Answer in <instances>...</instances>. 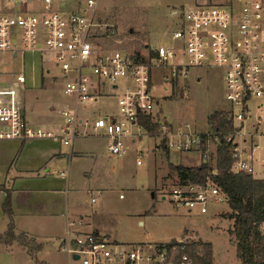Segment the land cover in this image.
Masks as SVG:
<instances>
[{"label":"built area","instance_id":"1","mask_svg":"<svg viewBox=\"0 0 264 264\" xmlns=\"http://www.w3.org/2000/svg\"><path fill=\"white\" fill-rule=\"evenodd\" d=\"M98 10L99 0H0V54L23 58L26 53H38L44 63L52 61L61 73L63 96L73 99L76 105L95 103L107 96L117 98V113L112 116L82 122L75 109L65 106L59 111L63 119L60 129L39 128L26 119L23 71L10 74L9 79L0 82V141L51 139L70 146L78 136V127H85L92 136L108 140L109 158H119L127 153V141L134 143L153 136L160 138L167 151L197 154L211 168L204 183L178 181L162 196L164 200L188 214L199 215L207 214L210 206L227 203V197L212 180L217 174L216 149L212 147L219 144V135L209 124L207 129L192 131L188 125L171 128L155 120L153 72L165 71L161 76L165 91L191 69L216 68L221 72L223 97L229 105L227 117L232 124V132L224 135L230 144V172L255 177L259 145L253 144V137L263 134L247 129L264 124V0H225L181 7L172 13L177 23L166 33L167 42L149 48L145 59L104 47L117 29L103 22ZM45 72L48 75L49 68ZM145 116L150 118L153 132L140 123ZM56 174L66 177L64 172ZM86 193L95 203L94 192ZM81 226L80 220L69 221L60 239L61 250L71 261L192 264L177 245L169 242L158 247H131L98 232L82 231ZM259 231L264 235V222L259 224ZM187 238L177 240V244H190Z\"/></svg>","mask_w":264,"mask_h":264},{"label":"rangeland","instance_id":"2","mask_svg":"<svg viewBox=\"0 0 264 264\" xmlns=\"http://www.w3.org/2000/svg\"><path fill=\"white\" fill-rule=\"evenodd\" d=\"M224 1L99 0V18L117 29L114 37L101 42L103 44L105 41L104 47L107 49L122 50L145 59L149 48L167 42L166 33L172 31L177 23V19L172 16L174 11L197 3L219 4ZM21 68H24L23 75L26 80L22 104L26 119L31 125L45 129L61 128L63 119L59 111L65 106L70 110L75 109L76 116L82 122L89 123L98 117L117 113V98L114 96L79 105L73 99L63 96V80L59 69L52 61L44 63L40 54L26 53L22 62L19 58L11 60L8 53L0 54L1 74L14 71L19 73ZM46 68L51 69L49 75L45 73ZM163 73L165 71L162 69L153 72V112L158 122L171 128H184L188 125L193 131L207 129L210 116L216 112L228 114L229 105L223 97V82L218 69H191L185 77L173 82L172 88L166 91L161 78ZM262 102L264 103V99ZM252 104L255 105L254 102ZM247 132L263 134L254 136L253 144L259 145L255 154V177L264 179V124L255 128L248 127ZM78 134L71 146H63L51 139L32 140L35 142L32 147L44 146L45 149H52L56 156L59 155L34 157L33 162L31 156H35L34 151L29 149L22 156L24 146L17 141L20 146L13 154L12 164H9L12 169L17 166L18 171H29L24 177L37 178L36 182H44L50 190L61 191L55 196V214H40L42 219H36L37 232L33 236L36 242L33 241L32 244L29 240L30 246L25 247L40 262L35 263L34 259L28 257L25 260L17 259V264H80L71 261L60 247V238L63 236L61 215L63 213L64 216L67 212L70 218L68 221L82 222L80 230L98 232L122 245L133 247L145 244L158 247L171 240L188 237L187 242L210 243L215 264H241L236 257L235 240L229 233L232 222L225 217L229 212L227 203L210 206L207 214L199 215L177 209L168 199L162 198L178 183L176 173L169 165L198 166L202 163L199 155L167 151L166 156L161 148L160 138L144 136L134 143L126 140V155L109 158L106 138L94 137L88 129L83 128L78 130ZM216 145H213V150L217 148ZM137 155L140 156V166L136 164ZM4 170L6 173L7 169ZM59 172H67L66 182L56 177ZM37 175L39 176L36 177ZM11 177L8 175L6 180L10 181L12 188L14 179L10 180ZM87 190L94 192L95 203H91ZM5 199L6 193L2 204ZM47 199L46 195L34 196L38 203ZM10 204L13 217L11 192ZM196 235L199 238L194 237ZM34 245L41 249L35 251Z\"/></svg>","mask_w":264,"mask_h":264},{"label":"trees","instance_id":"3","mask_svg":"<svg viewBox=\"0 0 264 264\" xmlns=\"http://www.w3.org/2000/svg\"><path fill=\"white\" fill-rule=\"evenodd\" d=\"M140 123L149 132H153V125L148 116L142 117ZM209 125L219 135V144L216 148L217 174L212 180L227 197L229 212L225 217L232 222L229 233L235 240L236 257L242 264H264V235L259 231V224L264 222V179H254L251 175L230 172L232 165L230 144L225 142L224 135L232 132V124L225 113H214L210 116ZM161 148L168 156L163 143ZM169 167L176 173L180 183L188 181L202 184L210 176L211 171V168L204 163L194 167L170 164ZM4 192L6 199L2 204V212L8 217L9 223L6 232L0 235V244L10 246L17 241L19 245L29 247V240L24 235H15L10 191L4 190ZM169 245H177L179 252L186 254L192 260V264H213L210 243L192 242L180 246L177 241L171 240ZM34 246L35 251L41 249L38 245Z\"/></svg>","mask_w":264,"mask_h":264},{"label":"crops","instance_id":"4","mask_svg":"<svg viewBox=\"0 0 264 264\" xmlns=\"http://www.w3.org/2000/svg\"><path fill=\"white\" fill-rule=\"evenodd\" d=\"M11 60H16L19 58L22 62V58L20 57H11ZM24 66V65H22ZM22 69V68H21ZM24 68L21 70L23 71ZM51 72V69L49 68V74ZM17 73V71H14L12 73H0V82H3L7 79H9V75ZM46 73V72H45ZM48 74V75H49ZM22 103H23V95H22ZM33 125V124H32ZM37 126V125H34ZM49 127V126H47ZM50 128V127H49ZM88 129L91 135V130L89 128L85 127H78V129ZM57 129V128H56ZM79 136V134H78ZM77 136V137H78ZM55 141V140H54ZM59 142V141H58ZM73 142V141H72ZM33 141H27L22 142L21 146L23 147V155L27 154V151L30 149L31 152L34 151L35 156L32 155L31 162L35 160V158H41L43 156L45 157H54L56 156V153L52 149H45L44 146L38 145V148H34ZM61 144V142H59ZM63 145V144H61ZM72 145V143H71ZM70 145V146H71ZM20 146V143L17 141H0V235H3L8 227L9 219L8 217L2 212L1 204L4 197V190H9L12 193V200H13V221H14V232L16 236L24 235L27 240L35 241V238L33 236H36V230H35V223L36 219H42L41 213H47V214H55L56 210V204H55V196L58 193H61V191L58 190H50L46 184H43L44 182H36L37 178H31L28 179L24 176L29 174V171H18L19 167L15 166L12 169L13 162V154L15 153L16 149ZM64 146V145H63ZM31 154V153H30ZM28 154V155H30ZM28 155L26 157H28ZM57 155L56 157H58ZM21 157V155H20ZM35 157V158H34ZM20 159V158H19ZM7 169L6 173L4 169ZM10 170H9V169ZM66 174L65 178H59L63 182H66L67 180V172H64ZM12 174V175H11ZM38 174V173H37ZM8 175L12 176L10 180L13 178V187L11 188L10 181H7ZM37 175L36 177H38ZM35 179V180H33ZM256 179V177H254ZM16 184H18L16 186ZM66 184V183H65ZM64 184V185H65ZM35 195H46L48 199L46 201H42L40 203L36 202L34 200ZM57 197V196H56ZM63 217L62 221V227H63V234L65 232V228L67 227V223L69 215L68 212L63 216V213L61 215ZM199 238L197 235L194 236ZM62 238V237H61ZM60 238V239H61ZM175 240V239H174ZM179 240V239H178ZM205 242V241H204ZM15 250V251H14ZM36 254V253H34ZM18 255V256H17ZM20 257V258H18ZM31 258L35 260L36 262H40L35 259V257L27 251V249L21 245L17 241H14L10 246H5L3 244H0V264H17L18 260H25L26 258ZM239 260V259H238ZM241 262V261H240ZM47 264V263H46ZM213 264H215V258L213 256ZM242 264V263H241Z\"/></svg>","mask_w":264,"mask_h":264},{"label":"water","instance_id":"5","mask_svg":"<svg viewBox=\"0 0 264 264\" xmlns=\"http://www.w3.org/2000/svg\"><path fill=\"white\" fill-rule=\"evenodd\" d=\"M152 196H153V194H152ZM73 259L76 260L77 259V256H73Z\"/></svg>","mask_w":264,"mask_h":264}]
</instances>
